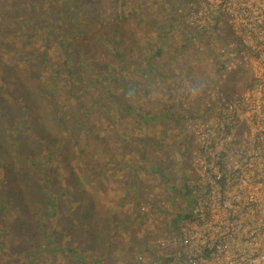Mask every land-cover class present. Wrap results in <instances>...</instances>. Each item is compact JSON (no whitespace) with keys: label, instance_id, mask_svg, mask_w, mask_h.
I'll return each mask as SVG.
<instances>
[{"label":"rangeland","instance_id":"1","mask_svg":"<svg viewBox=\"0 0 264 264\" xmlns=\"http://www.w3.org/2000/svg\"><path fill=\"white\" fill-rule=\"evenodd\" d=\"M84 1L96 5L93 20L86 6L78 11L83 0H0V15L18 20L10 26L0 19V61L13 62L4 59L7 66L0 69V264H69L66 257L74 251L88 261L108 250L113 261L121 243L111 248L119 241H110L111 235L126 242L132 233L149 241L136 264H160L166 249L156 242L176 235L170 222L190 208L183 188L193 186L204 137L217 130L229 98H252L255 75L264 71L227 49L242 39L237 26H219L205 0ZM72 23L89 34L84 46H75L83 48L73 54L74 61H84L78 74L68 73V48L60 39L63 26ZM25 29L32 32L30 44L19 36ZM87 49L95 55L89 58ZM134 68L138 80L153 69L145 86L131 97L122 94L120 104L121 90L109 75ZM97 76L107 77L99 80L102 91L83 83ZM110 88L116 96L109 100ZM166 91L177 95L173 109L186 110L182 127L174 122L149 134L145 128H154L152 122L120 116L131 106L146 112L163 106ZM151 135L157 144L147 145L143 161L137 147ZM152 157L162 172L147 171ZM44 223L51 239L42 234ZM55 245L65 256L46 253ZM31 252L35 256L26 255Z\"/></svg>","mask_w":264,"mask_h":264},{"label":"built area","instance_id":"2","mask_svg":"<svg viewBox=\"0 0 264 264\" xmlns=\"http://www.w3.org/2000/svg\"><path fill=\"white\" fill-rule=\"evenodd\" d=\"M205 1L219 26H237L242 39L227 49L264 66V0ZM250 92L229 98L217 130L204 137L205 155L194 159L192 212L176 235L157 240L166 249L158 263L264 264V71Z\"/></svg>","mask_w":264,"mask_h":264},{"label":"trees","instance_id":"3","mask_svg":"<svg viewBox=\"0 0 264 264\" xmlns=\"http://www.w3.org/2000/svg\"><path fill=\"white\" fill-rule=\"evenodd\" d=\"M83 2L85 3V5L83 4L79 9L78 11H81V10H84V6H86V10H85V13H88L87 17H88V20H93L94 19V14H96V11H97V8H96V5L94 3H89L88 1H84ZM8 20L9 22H7L6 20ZM0 19H3L2 22H5L4 24H9L10 26H14L13 22H16L18 20H15L11 17H9L8 14H1L0 15ZM145 21L147 22H152L150 19H146ZM74 27V23L68 25V26H63V35L60 36V39L61 40H66V47L68 49H66V54H67V59L65 60V67L66 69L68 70V73L69 74H78V67H79V64L84 62L83 60H78V61H74V56L73 54L75 53V51H80L82 52L83 51V48H76L75 46H77L78 44H80L81 46H84V44L82 45L81 43L85 42V40L89 37V34H87V30L85 31L84 29H82L81 27ZM71 31V32H70ZM19 36L21 38H25V42L27 41L28 44H30L31 42V38H32V32L29 31L28 29H25V32L24 34H22V31H20L19 33ZM80 36H82L80 38ZM41 50V49H40ZM93 49H87V56L90 58V57H93L95 55L94 52H91ZM156 54H162V51L161 49H157L156 50ZM40 55V53L38 55H36V57L38 58ZM86 56V57H87ZM85 57V59H86ZM87 57V58H88ZM153 55L150 56V59H152ZM42 61H44L45 59L40 57ZM4 59H6V61L8 62H11L13 63L9 57H4L2 61H0V69H3L4 67L3 66H7V64H3L2 62L4 61ZM34 61L35 58H29V59H26V58H18L17 61L18 62H23V61ZM71 62H73V64H70ZM152 69L153 68H150L148 69L146 72H145V77L143 79H136V77H134L132 75V73H136L137 70H130V71H123V70H116L115 72L111 73L109 75V78L112 82L116 83L119 85V89L121 90V93L119 95V99L120 100V104H123V100H121V97H122V94H129V97L132 90H140V88H143L145 86V84L149 81V77H150V74L152 73ZM195 69V68H193ZM56 71H58V69H55ZM196 70V69H195ZM126 73V74H125ZM125 74V75H123ZM137 74V73H136ZM98 80H95L96 82H93L92 80L90 81V79H86L83 83L86 82L87 85H90L92 83V86L95 85L96 88L99 90V91H102V84L99 82L100 79H103L105 80L107 77H101V76H97ZM88 82H91V83H88ZM191 81H188V83H190ZM83 83H81L79 85L80 88H82L83 86ZM139 85L141 84L142 86L141 87H137L136 85ZM79 89V88H77ZM41 91V89H40ZM47 96H52L54 93H50L48 92L47 90H43ZM106 95L108 96V99H112L114 98V96H116V94L110 89H106ZM21 94L23 95V92H21ZM165 94L167 95L166 97V100L163 101V106H158L155 110L153 111H150V112H146V111H141L139 108H135L133 109V106H131V109H127L125 112H122V115L120 116H124L126 113L127 114H130L132 116V118L134 119H137L140 121H143L146 123H149V122H152L153 123V126L154 128H151V127H147L145 128V131H149V134H152L154 133V130L158 127H165V126H168V124H170L169 126L171 125H174V122L176 124H180V126L182 127V120L184 119V114L186 113V110L183 111L181 113V106H179L178 109H173V106L176 105V103H174V98L177 96L175 95V97L171 94L170 91H166ZM78 96L83 99L84 98V95L81 93L78 94ZM132 100L127 98L126 99V104H131ZM132 105H135V104H132ZM108 107V105H107ZM177 110H178V114H177ZM119 111H122V110H119ZM193 112H195V110H192ZM193 112H190L192 113L193 115L197 114V113H193ZM173 119V121H172ZM85 120V119H84ZM82 121L80 122L81 123V126L84 130L85 133H87V129L85 128L86 126V121ZM189 124L186 123L185 127L187 129V125ZM171 128V127H170ZM76 131L74 132H71L70 133V136L71 137H75V133ZM187 133V132H186ZM92 133H90V135H92ZM89 135V134H88ZM85 134V136H88ZM152 138L150 139H144L142 142H145V144L143 145H139L137 147L138 151H139V154H140V158L145 161L146 160V157H147V153H146V150L149 148L147 145H152V144H157L156 141H155V138L153 137V135H151ZM154 139V141H152ZM150 140V141H149ZM176 145V142L174 143ZM181 143H179L180 145ZM181 154L183 155L185 153V150L183 151H180ZM155 156V155H153ZM152 161L153 165H150L149 166V169H145L147 171H153V172H156V173H159V172H162V169L160 168L159 165L156 164V162L158 161V158L157 157H152L150 158V162ZM188 177H185L184 180L187 182L188 181ZM184 196H186L187 198H189V202H190V208L188 209L187 212H192V209H193V203L191 202V197H190V186L186 183L184 185ZM188 216V213H186L185 215L184 214H178L171 222H170V225L172 226V230H175L177 231V228H178V225L181 221H184L185 218H187ZM47 228H48V225H46L44 223V227H42V230H45L42 232V234L44 233V236H46L47 238H50L51 239V235H49L46 231H47ZM121 232H123L122 228L120 230ZM126 232V230L124 231ZM51 234L53 235L52 236V239L55 238V233H52ZM113 237V239L109 238L110 241H113V240H116L118 239L119 241H117V243H111V248H117L118 246V242L121 243L120 245V249L118 250V253L112 258L113 261H108L110 259V253L111 251L108 250L106 252V255L104 258H92L91 260H88L86 259L85 257V253H82V252H72L73 254L70 255V253L68 254V257L67 260H69V264H74L72 263V261H75L77 263H80V264H112L114 263L115 261H120L121 264H136L137 263V259L140 257V256H144V252H145V244L147 246L148 242L147 241L148 239L144 240L143 242H140V240H136L135 238V234L132 233L128 236V239H127V243L126 242H123V239L121 237L118 236V234H115V235H111ZM124 245V247H123ZM139 247L142 248V250L139 249ZM55 251H58L59 254H61L62 256H65L64 252L66 251L64 248H59V246H56L55 247H51L49 248L46 253H52V252H55ZM27 256H30V257H33L35 256V254H33V252L31 253H26ZM70 255V257H69ZM72 260V261H71ZM66 264V262H65Z\"/></svg>","mask_w":264,"mask_h":264},{"label":"clouds","instance_id":"4","mask_svg":"<svg viewBox=\"0 0 264 264\" xmlns=\"http://www.w3.org/2000/svg\"><path fill=\"white\" fill-rule=\"evenodd\" d=\"M192 202V201H191ZM188 213V216L187 217H190V214H191V212H187ZM177 230H178V228H177Z\"/></svg>","mask_w":264,"mask_h":264},{"label":"crops","instance_id":"5","mask_svg":"<svg viewBox=\"0 0 264 264\" xmlns=\"http://www.w3.org/2000/svg\"><path fill=\"white\" fill-rule=\"evenodd\" d=\"M189 159L191 160V157H189ZM189 180V179H188Z\"/></svg>","mask_w":264,"mask_h":264},{"label":"bare ground","instance_id":"6","mask_svg":"<svg viewBox=\"0 0 264 264\" xmlns=\"http://www.w3.org/2000/svg\"><path fill=\"white\" fill-rule=\"evenodd\" d=\"M223 64V63H222ZM221 66V65H220ZM238 81V80H237Z\"/></svg>","mask_w":264,"mask_h":264}]
</instances>
